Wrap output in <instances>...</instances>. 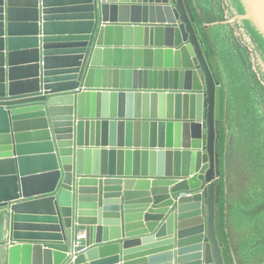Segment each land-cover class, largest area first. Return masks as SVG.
<instances>
[{"label": "water", "instance_id": "obj_1", "mask_svg": "<svg viewBox=\"0 0 264 264\" xmlns=\"http://www.w3.org/2000/svg\"><path fill=\"white\" fill-rule=\"evenodd\" d=\"M221 143L189 0H0V264H231Z\"/></svg>", "mask_w": 264, "mask_h": 264}, {"label": "rangeland", "instance_id": "obj_2", "mask_svg": "<svg viewBox=\"0 0 264 264\" xmlns=\"http://www.w3.org/2000/svg\"><path fill=\"white\" fill-rule=\"evenodd\" d=\"M194 3L200 11L201 29L222 85L224 143H221V151L224 148V159L228 162L227 182H230L228 168H231L234 178L239 179L233 183L235 186L230 183L229 193L232 198L238 194L240 199L249 200L245 214L247 223L259 222L262 212L254 214L251 210L254 203L252 197L258 194L259 179L254 181L256 172L250 164L243 169L244 166L238 167L235 158L242 155L246 159L255 158L261 149L264 150V71L236 0H194ZM206 21L210 25L207 29L204 27ZM221 158L223 161V152ZM240 211L231 214L232 217L236 219ZM242 229L246 230L244 227ZM251 230L255 233L249 234L247 244L252 251L245 254V248L241 245L238 253L243 261L244 258H255L256 262L262 264L264 242L261 244L257 239L264 238L258 232V224L249 226L246 231Z\"/></svg>", "mask_w": 264, "mask_h": 264}, {"label": "crops", "instance_id": "obj_3", "mask_svg": "<svg viewBox=\"0 0 264 264\" xmlns=\"http://www.w3.org/2000/svg\"><path fill=\"white\" fill-rule=\"evenodd\" d=\"M193 9V12L196 16V20L200 26V28H202L201 26V19H199L198 14H200L199 9L197 8V6L194 3V0H189ZM203 12V11H202ZM204 14V13H203ZM201 15V14H200ZM204 27L205 29L209 28L210 25L206 23H204ZM202 34H203V29H201ZM22 34L28 33V28H22L20 31ZM204 36V34H203ZM25 37H30L28 35H25ZM206 40V39H205ZM207 43V42H206ZM208 46V44H207ZM21 58L19 57L18 60H20ZM80 88L82 89L83 87L80 86ZM223 121V119H222ZM222 145L224 143V139H222ZM254 151V150H253ZM223 152V161H222V173H223V181H222V185H221V200H220V215H221V231H222V236H223V240H224V244L225 247L227 249V253H228V257H229V261L231 264H259L258 262H256V259H247L244 258L243 259L240 257V252L239 248L241 245L244 246L245 248V254H248L249 252L252 251V248L250 245L247 244L248 242V236L249 234H254L255 231L251 230L250 231H246L247 228L249 226H256V224H258L259 226V234L264 238V150L261 149L258 156L257 157H252L251 159H246L244 157V155H242L241 158H235L237 159L236 164L238 165V167H243V169L247 168V165H251L253 168V171L256 172L255 176H254V181H257L258 179V194L254 195L253 198V206H252V212L254 214H257L259 212H262V216H261V220H259V222H253V223H247L246 221V216L245 214L248 212V202L249 200H243L240 199V196H235V197H231V192L229 193V189L231 190V185L230 183H233L236 181L238 182L239 179H235L233 172H231V168H228L229 171V177H230V182H227V168L228 167V162L225 161L224 159V148L222 149ZM255 154V151L252 152V155ZM240 155V154H238ZM260 157V158H259ZM229 161L230 158H228ZM227 165H226V163ZM235 164V165H236ZM235 186V184L233 185ZM232 186V187H233ZM229 187V188H228ZM241 187V185L239 186ZM239 191H241V188L238 189ZM239 210H241L236 216V219H234L235 217L232 215L234 213H237ZM4 208H0V227H1V223L3 221V219H5L6 215L5 213H3ZM232 214V215H231ZM18 218L23 219V220H36L38 219L36 216H19ZM9 219V218H8ZM245 228L246 230H243L242 228ZM84 232H80L79 233V237H84ZM0 238H1V232H0ZM256 240V239H254ZM258 242H264V239H257ZM263 242L261 244H263ZM242 250V249H241ZM71 251H73V248H71V250L69 251V257L72 255ZM71 252V253H70ZM237 252V255L235 254Z\"/></svg>", "mask_w": 264, "mask_h": 264}]
</instances>
